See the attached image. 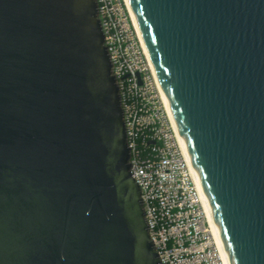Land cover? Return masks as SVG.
Returning a JSON list of instances; mask_svg holds the SVG:
<instances>
[{
	"label": "water",
	"instance_id": "95a60500",
	"mask_svg": "<svg viewBox=\"0 0 264 264\" xmlns=\"http://www.w3.org/2000/svg\"><path fill=\"white\" fill-rule=\"evenodd\" d=\"M226 264H264V0H128ZM95 0H0V264H161Z\"/></svg>",
	"mask_w": 264,
	"mask_h": 264
},
{
	"label": "built area",
	"instance_id": "2783aa9c",
	"mask_svg": "<svg viewBox=\"0 0 264 264\" xmlns=\"http://www.w3.org/2000/svg\"><path fill=\"white\" fill-rule=\"evenodd\" d=\"M148 235L161 264H225L128 0H95Z\"/></svg>",
	"mask_w": 264,
	"mask_h": 264
},
{
	"label": "bare ground",
	"instance_id": "6f19581e",
	"mask_svg": "<svg viewBox=\"0 0 264 264\" xmlns=\"http://www.w3.org/2000/svg\"><path fill=\"white\" fill-rule=\"evenodd\" d=\"M153 67V66H152ZM154 70V69H153ZM160 90H161V87H160ZM161 93H162V96H163V99H164V101H165V98H164V95H163V92H162V90H161ZM165 104H166V101H165ZM166 107H167V104H166ZM167 109H168V107H167ZM168 112H169V110H168ZM169 114H170V112H169ZM171 116V115H170ZM172 118V117H171ZM173 120V119H172ZM208 213V212H207ZM209 216V215H208ZM209 220H210V218H209ZM210 222H211V220H210ZM211 225H212V223H211ZM212 229H213V233H214V235H215V237H216V234H215V231H214V228H213V226H212ZM216 239H217V237H216ZM217 242H218V239H217ZM218 244H219V242H218ZM220 246V245H219ZM220 249H221V247H220ZM221 252H222V250H221ZM222 255H223V253H222ZM223 258H224V256H223ZM224 262H225V264H226V261H225V258H224Z\"/></svg>",
	"mask_w": 264,
	"mask_h": 264
}]
</instances>
